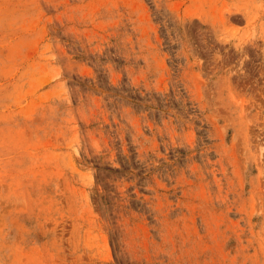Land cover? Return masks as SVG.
<instances>
[{"label":"rangeland","instance_id":"1","mask_svg":"<svg viewBox=\"0 0 264 264\" xmlns=\"http://www.w3.org/2000/svg\"><path fill=\"white\" fill-rule=\"evenodd\" d=\"M0 264H264V0H0Z\"/></svg>","mask_w":264,"mask_h":264}]
</instances>
